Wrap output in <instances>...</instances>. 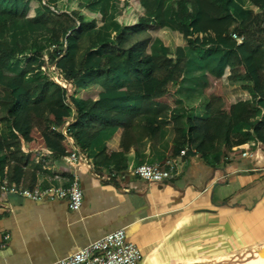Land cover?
Listing matches in <instances>:
<instances>
[{
  "label": "trees",
  "instance_id": "16d2710c",
  "mask_svg": "<svg viewBox=\"0 0 264 264\" xmlns=\"http://www.w3.org/2000/svg\"><path fill=\"white\" fill-rule=\"evenodd\" d=\"M114 1L120 28L111 39L100 30L108 15L104 0L71 2L67 11L57 9L56 0H0V124L15 133L0 135V176L32 188V151L68 155L66 124L80 155L103 132L121 130L118 151L100 154L116 173L126 171L141 141L158 144L166 127L178 162L199 157L227 165L246 152L264 153V0H246V9L244 0ZM24 27L47 38L18 45L15 32ZM167 31L185 46H169L159 35ZM190 55L204 69L203 119L179 107ZM14 61L23 64L19 74L8 72ZM225 79L242 84L250 99L232 104Z\"/></svg>",
  "mask_w": 264,
  "mask_h": 264
},
{
  "label": "crops",
  "instance_id": "0c3cea01",
  "mask_svg": "<svg viewBox=\"0 0 264 264\" xmlns=\"http://www.w3.org/2000/svg\"><path fill=\"white\" fill-rule=\"evenodd\" d=\"M113 4L116 6L115 1ZM249 6L248 1H242L243 9ZM115 17L118 23L117 8ZM241 86L224 80L232 104L250 99ZM180 102L179 107H184ZM194 108L198 114L195 112L194 118L206 117V109L198 112V106ZM67 125L62 133L67 146L76 149L66 135ZM120 134L121 130L103 132L88 154L80 155L76 149L75 163L67 155L56 158L48 149L32 151L34 160L29 167L35 171L33 187L9 184L21 191L45 190L57 185L56 176L70 180L75 176L83 204L79 211H72L67 199L34 201L19 193L0 192V264H52L118 230L141 249L139 264H216L264 245L263 152H246L239 162L227 165L199 157L178 162L169 153L173 131L166 127L158 144L141 141L138 152L128 155L126 171L116 173L107 158L118 151ZM0 135L4 139L15 137L4 124H0ZM104 149L107 163H101ZM167 162H175L178 168L171 180L148 185L136 176L139 166L167 169ZM4 180L8 181L5 172L0 183Z\"/></svg>",
  "mask_w": 264,
  "mask_h": 264
},
{
  "label": "built area",
  "instance_id": "2783aa9c",
  "mask_svg": "<svg viewBox=\"0 0 264 264\" xmlns=\"http://www.w3.org/2000/svg\"><path fill=\"white\" fill-rule=\"evenodd\" d=\"M233 38L238 40L236 35ZM239 40H243L240 38ZM68 107L74 116L75 111L69 103ZM77 150L71 147L67 150V159L72 162L78 161ZM185 151L181 152V156ZM246 157V154L243 155ZM175 162H167V169H162L156 165H142L136 169V176L146 182L148 185L161 184L171 180L177 172ZM56 186L46 188L45 190L21 191L11 186L7 180L0 183V192L19 193L21 196L34 201L43 199L57 200L67 199L72 211H79L83 204V194L80 188L79 180L73 177L72 180L60 176L55 177ZM67 185L62 187L61 185ZM142 251L138 245L127 241L123 230H118L92 242L85 248L66 258L57 260L52 264H139L142 261Z\"/></svg>",
  "mask_w": 264,
  "mask_h": 264
},
{
  "label": "rangeland",
  "instance_id": "374dc122",
  "mask_svg": "<svg viewBox=\"0 0 264 264\" xmlns=\"http://www.w3.org/2000/svg\"><path fill=\"white\" fill-rule=\"evenodd\" d=\"M71 0H56L55 6L57 9L61 11H65L69 5ZM86 0H78V2H82ZM107 6L108 15L107 18L101 26L100 30L104 36L107 38H112L114 34L117 32V29L119 25L116 23L115 20V8L116 6L113 4V0H104ZM122 3V2H121ZM118 8V7H117ZM98 9L95 11L97 12ZM100 10V9H99ZM35 14L33 11H30L29 16L33 17ZM16 42L18 45L21 46H29L31 43H33L35 40H45L47 36L43 34L40 31L37 30H30L26 27H24L21 31L17 30L16 32ZM159 35L161 37H165V40L169 46H171L173 49L179 45L182 44L185 46V42L183 41L182 37L177 34L173 33L171 31H167L164 33L159 32ZM190 62L188 71L186 72V75L184 77V80L181 82L180 86L178 87L179 92V99L181 100L180 103H184L185 107L188 109L190 115H194L196 110H194V106H198V112L205 111V98L200 93V88H202L203 84L205 83L204 78V70L203 66H201L198 59L194 57V55H190ZM23 66L20 61H14L12 65L9 67L8 72L11 74H17L20 73ZM225 90V89H224ZM188 97L184 98L181 96ZM198 117V114L196 112L195 114ZM199 264H209L208 262H200ZM260 264H264V259Z\"/></svg>",
  "mask_w": 264,
  "mask_h": 264
},
{
  "label": "water",
  "instance_id": "95a60500",
  "mask_svg": "<svg viewBox=\"0 0 264 264\" xmlns=\"http://www.w3.org/2000/svg\"><path fill=\"white\" fill-rule=\"evenodd\" d=\"M264 259V245L247 250L216 264H260Z\"/></svg>",
  "mask_w": 264,
  "mask_h": 264
}]
</instances>
